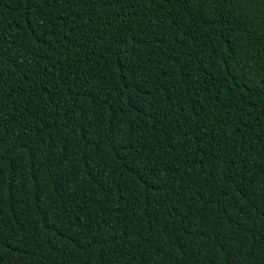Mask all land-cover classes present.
I'll use <instances>...</instances> for the list:
<instances>
[{"label": "trees", "instance_id": "16d2710c", "mask_svg": "<svg viewBox=\"0 0 264 264\" xmlns=\"http://www.w3.org/2000/svg\"><path fill=\"white\" fill-rule=\"evenodd\" d=\"M0 264H264V0H0Z\"/></svg>", "mask_w": 264, "mask_h": 264}]
</instances>
